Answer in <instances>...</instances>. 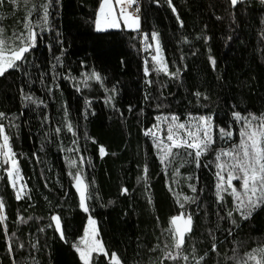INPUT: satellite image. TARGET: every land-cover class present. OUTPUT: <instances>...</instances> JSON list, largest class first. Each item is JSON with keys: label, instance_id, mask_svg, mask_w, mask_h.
<instances>
[{"label": "trees", "instance_id": "1", "mask_svg": "<svg viewBox=\"0 0 264 264\" xmlns=\"http://www.w3.org/2000/svg\"><path fill=\"white\" fill-rule=\"evenodd\" d=\"M99 3L100 0H59L51 9L52 30L45 31L23 69L10 70L0 77V111L17 117L16 123L20 125L18 130L13 128L10 132L28 192L17 200L6 172L0 168L3 178L0 196L6 203L9 234L16 233L11 238L15 253L8 255L0 225V264H11L13 258L18 264H82L72 244L83 235L89 213L78 207L66 156L77 159L78 163L80 155L91 157L92 165L84 167L88 179L94 180L92 189L99 199L90 202V214L98 220L100 238L106 247L117 251L127 264H133L134 260L147 264L152 256L148 249L157 244V237L163 250L166 241L161 232L170 227V217L181 211L176 201H182L184 195L198 194L201 199L196 204L185 205L194 214V231L183 250L189 259L178 264H197L199 255L210 248L213 236L219 241V253L206 264H215L216 260L225 264L226 258L232 257L233 248L243 255L264 244V207L243 221L234 237H226L223 232L230 222L218 220L217 212L226 216L232 207V197L224 194L226 203L224 210H220L215 196V151L202 157V166L196 168L183 162L181 150L175 161L180 180L176 184L171 167L165 171L151 138L144 135V130L161 114L176 113L183 121L188 119L189 112L193 116L212 113L217 126L237 130L234 140L238 142L240 125L231 113H264V4L261 0H240L233 7L230 0H172L177 9L174 13L167 0L159 3L141 0L142 32L149 33V42L151 32H158L170 70L182 69L179 79L150 72L147 79L153 83L149 85L143 62L147 58L151 68V58L141 50L139 32L124 27L97 31ZM0 11L4 13L0 27L9 35L23 30L28 11L25 0H19V7L6 0ZM177 14L183 25L176 19ZM209 55L216 60L215 69L210 65ZM55 56H61L63 64H58ZM53 65H56L55 82ZM93 69L104 77L105 86H116L117 98L112 102L115 107L105 103L109 93L104 92L99 82L89 81L85 87L84 74ZM66 76L77 78L80 91ZM197 90L209 99L201 97L197 102L193 95ZM25 94L44 103L26 105ZM146 94L150 95L147 101ZM85 99L91 102L90 106ZM158 103L162 107L157 108ZM129 105L133 106L131 112ZM62 106L67 107L69 119L76 125L79 153L61 150V147H76L71 132L66 128L61 133L54 131L65 122ZM45 116L49 119L44 120ZM229 143L219 139L217 130L214 149L227 147ZM99 145L107 150L103 158L98 152ZM145 163L149 165L147 175L143 173ZM189 175L198 180H185ZM234 182L239 187V181ZM188 183H196L198 190H203L192 193ZM122 186L129 188V194L121 193ZM54 212H59L67 222L66 240L59 238L54 227H48L49 223L54 225L50 220ZM234 216L239 221L238 214ZM234 241L240 242L239 247ZM37 243L39 247H31ZM19 244L24 247H18ZM193 246L197 250L195 259ZM97 264L104 261L97 258Z\"/></svg>", "mask_w": 264, "mask_h": 264}, {"label": "snow or ice", "instance_id": "2", "mask_svg": "<svg viewBox=\"0 0 264 264\" xmlns=\"http://www.w3.org/2000/svg\"><path fill=\"white\" fill-rule=\"evenodd\" d=\"M12 5L19 7V0H7ZM159 3V0H156ZM169 6L174 13L177 12L172 0H167ZM240 0H230V4L235 7ZM6 0H0V9L3 8ZM59 3V0H42L41 3L25 0V7L28 9L27 15L23 21V30L12 32L10 35L6 32L4 27H0V77H4L10 70H22L28 62V55L31 54L38 46L39 40L43 37L45 31H51L53 22L50 19L51 9ZM264 4V0H261ZM138 0H100L99 8L96 13L95 27L97 30L101 29H119L123 25L124 28L142 34V44L144 50L148 52L151 58V68L149 67V60L144 59V74L146 83L152 84L151 79H147L150 72H155L157 75L164 73L169 77L179 79L181 77V68H176L175 71L170 70L169 63L164 55V48L161 43L160 34L156 31L151 32V42H149V33L142 32V21L140 15V7ZM118 6V8H117ZM132 9V10H130ZM4 19V13L0 11V20ZM176 19L183 25V21L177 14ZM60 33L56 32L58 38ZM208 39H211L210 37ZM60 41H58L59 43ZM48 48H52V44H48ZM211 49H209V53ZM195 55V53H194ZM58 64H63L61 56H55ZM210 65L213 69L216 66V60L212 55L208 56ZM84 62L81 61V65ZM53 82L56 80L55 68L53 65ZM71 71V70H69ZM27 75V72H25ZM86 78L85 87H88L87 82H99L103 87L104 92L109 93L104 99L105 103L115 107L112 103L116 100L115 93L117 88L113 85L111 88L105 86L104 77L101 73L93 69L90 73L84 74ZM65 79H70L74 82V87L80 91L79 85L76 83L75 76H66ZM57 88L58 84L55 85ZM52 91L51 88L48 89ZM23 92V89H21ZM200 101L203 97L208 100L209 97L197 90L193 94ZM145 100L150 99V95H145ZM25 104L28 102L43 104V100L34 97L31 94L23 96ZM85 103L90 106V101L85 99ZM191 103V102H190ZM63 107L65 122L62 127L55 128L56 133H61L63 128L73 135L72 143L76 147L68 149L61 147L62 151L79 153L81 151L77 134L76 125L69 119V112L66 106ZM157 108L162 107L161 104L156 105ZM133 106H128V111L131 112ZM143 111V109H141ZM87 115V109H85ZM231 116L235 118V123L239 124L238 129L239 140L236 142L234 136L237 130L228 126H217L215 124V116L212 113L195 115L188 113L187 120H181L176 113L169 115H158L156 122L149 128L144 130V135L150 137L153 147L156 149V155L159 161L165 166V171L171 167L172 180L179 184L178 170L175 167V161L180 156L181 150L184 152V163L194 164L196 168L202 166V157H206L210 152L215 151V196L217 203L223 209V203H226L224 194L232 197V207L226 211V216H221L217 212L218 220H225L230 222L228 228L223 229L226 237H234L236 231L241 227V223L250 219L253 213L264 207V113L259 115L255 113L242 114L240 111H233ZM17 117L8 116L5 112L0 111V168L6 172L7 182L14 190L15 198L22 199V196H27L28 192L24 177L19 164V159L13 149V133L10 129H19L20 125L16 123ZM47 116L44 120H48ZM4 121H7L5 123ZM217 130L219 139L221 141L230 142L227 147L214 149L217 142ZM18 135V131L15 133ZM43 148V145L41 146ZM175 150V151H174ZM98 152L101 158L107 154L104 145H99ZM35 155V154H34ZM65 161L69 166L68 175L72 178V187L75 189L78 196V207L84 213H89L87 216V226L83 229V235L79 237L77 242L72 244V247L79 256L82 264H97V258L104 261V264H127V261L115 250H110L106 247L103 240L100 238V229L98 220L91 213L90 202L93 199H99L97 194H94L92 185L94 180L88 179V173L84 167L85 164L91 166V157L85 158L83 155L79 156V163L77 159L65 157ZM7 167H4V166ZM208 166V165H204ZM149 172V165H143V173L147 175ZM0 179H3L0 177ZM187 181L197 179L198 177L189 175L184 178ZM234 181H239V188ZM47 186V185H46ZM188 187L192 193H198L203 189L197 188L196 183H188ZM63 188V185H61ZM169 191L173 189L169 186ZM130 190L126 186H122L121 193L129 194ZM67 195V193H66ZM177 196L180 193H176ZM201 198L199 195H184L183 200L177 199L181 211L179 214L170 217V227L163 229L161 236L164 237L165 243L163 250L160 249V237H157V244L148 249L152 256L148 259L147 264H167V261H172L173 264H178L180 260L188 261L189 257L183 254L184 247L187 246V240L190 234L194 231L193 213L185 209L186 204H196ZM149 202H151L149 198ZM111 203V201L109 202ZM237 213L238 219L234 216ZM8 216L6 212V203L2 196H0V225H2L3 236L5 238L6 253L13 255L15 253V246L12 242V237L16 235L15 232L9 234L7 224ZM50 220L54 222L49 223L48 227H54V231L59 234V238L66 240L67 222L62 219L59 212H54L50 216ZM219 230V227H218ZM43 231V229H40ZM237 243L238 247L240 242ZM219 241L213 236L210 248L203 254L199 255L197 264H206L207 261L212 260L213 256L219 253ZM18 247L23 248V244ZM33 248L39 247V244L31 245ZM233 255L226 258L225 264H264V244L251 248L250 251H245L243 255L238 254L237 248L232 249ZM156 253H159L157 256ZM197 250L193 246L194 259ZM11 264H18L15 258L12 259ZM133 264H141V261L134 260ZM219 264V260L215 261Z\"/></svg>", "mask_w": 264, "mask_h": 264}, {"label": "built area", "instance_id": "3", "mask_svg": "<svg viewBox=\"0 0 264 264\" xmlns=\"http://www.w3.org/2000/svg\"><path fill=\"white\" fill-rule=\"evenodd\" d=\"M136 6L140 7V9H141L140 15H141L142 14V3H141V0H138V5H134L133 7H136ZM130 10H132V9H130ZM138 36H139V39H140V42H141V50L144 52L145 50H144V47H143V44H142V34H141V32H139Z\"/></svg>", "mask_w": 264, "mask_h": 264}, {"label": "rangeland", "instance_id": "4", "mask_svg": "<svg viewBox=\"0 0 264 264\" xmlns=\"http://www.w3.org/2000/svg\"><path fill=\"white\" fill-rule=\"evenodd\" d=\"M123 27V25L121 26V28ZM120 29V28H119ZM97 30V29H96ZM107 30H113V29H101V30H97V31H107ZM25 183V182H24ZM234 184H236L235 182H234ZM237 185V184H236ZM237 187H238V185H237ZM239 188V187H238ZM26 190V189H25Z\"/></svg>", "mask_w": 264, "mask_h": 264}, {"label": "crops", "instance_id": "5", "mask_svg": "<svg viewBox=\"0 0 264 264\" xmlns=\"http://www.w3.org/2000/svg\"><path fill=\"white\" fill-rule=\"evenodd\" d=\"M117 8H118V6H117Z\"/></svg>", "mask_w": 264, "mask_h": 264}]
</instances>
